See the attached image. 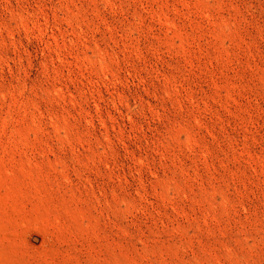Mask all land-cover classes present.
<instances>
[{
  "label": "rangeland",
  "instance_id": "374dc122",
  "mask_svg": "<svg viewBox=\"0 0 264 264\" xmlns=\"http://www.w3.org/2000/svg\"><path fill=\"white\" fill-rule=\"evenodd\" d=\"M0 264H264V0H0Z\"/></svg>",
  "mask_w": 264,
  "mask_h": 264
}]
</instances>
